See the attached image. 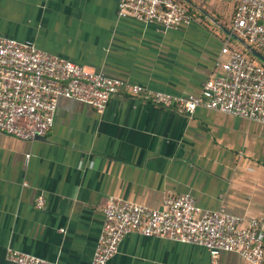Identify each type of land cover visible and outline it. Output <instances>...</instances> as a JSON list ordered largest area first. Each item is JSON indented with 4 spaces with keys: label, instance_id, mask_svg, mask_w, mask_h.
Instances as JSON below:
<instances>
[{
    "label": "crops",
    "instance_id": "0c3cea01",
    "mask_svg": "<svg viewBox=\"0 0 264 264\" xmlns=\"http://www.w3.org/2000/svg\"><path fill=\"white\" fill-rule=\"evenodd\" d=\"M190 1V24L164 28L119 17L117 0H0V34L149 91L199 94L223 73L222 46L244 47L232 0ZM180 194L201 212L264 219V124L201 106L187 116L124 92L101 111L60 96L43 137L0 131V264H16L8 248L90 264L108 198L161 209ZM106 264H210V256L132 232ZM218 264L250 263L222 252Z\"/></svg>",
    "mask_w": 264,
    "mask_h": 264
},
{
    "label": "built area",
    "instance_id": "2783aa9c",
    "mask_svg": "<svg viewBox=\"0 0 264 264\" xmlns=\"http://www.w3.org/2000/svg\"><path fill=\"white\" fill-rule=\"evenodd\" d=\"M233 27L264 54V0H232ZM117 15L153 22L164 28H182L194 15L175 0H117ZM218 62L223 73L206 80L199 94L173 95L112 78L67 58L44 52L33 44L0 34V131L23 140L44 136L53 124L57 100L71 98L103 110L110 98L124 92L154 105L191 116L205 107L264 124V66L242 48L225 43ZM42 195L34 206L41 208ZM90 264H106L128 233L166 237L205 248L210 264L222 252H235L250 264H264V219L201 212L190 194L167 195L161 209L110 197ZM16 264H63L6 250Z\"/></svg>",
    "mask_w": 264,
    "mask_h": 264
},
{
    "label": "water",
    "instance_id": "95a60500",
    "mask_svg": "<svg viewBox=\"0 0 264 264\" xmlns=\"http://www.w3.org/2000/svg\"><path fill=\"white\" fill-rule=\"evenodd\" d=\"M183 2H185L187 5H192V2L190 0H182ZM193 6V5H192ZM236 38L242 43L244 49L253 57H255L257 60H259L261 63L264 64V54H262L261 52H259L258 50H256L253 46H251L248 42H246L244 39L242 38H238L236 36ZM43 137V136H40Z\"/></svg>",
    "mask_w": 264,
    "mask_h": 264
},
{
    "label": "trees",
    "instance_id": "16d2710c",
    "mask_svg": "<svg viewBox=\"0 0 264 264\" xmlns=\"http://www.w3.org/2000/svg\"><path fill=\"white\" fill-rule=\"evenodd\" d=\"M175 1H177V2H180V3H182V4H184L185 6H186V8H187V10H188V12L190 13V14H193L194 16L196 15V11L191 7V6H189V5H187L185 2H183L182 0H175ZM254 47V46H253ZM255 48V47H254ZM253 59H255V60H257L255 57H253L252 55H250ZM258 62H260L259 60H257ZM261 63V62H260ZM263 66H264V64L263 63H261Z\"/></svg>",
    "mask_w": 264,
    "mask_h": 264
}]
</instances>
